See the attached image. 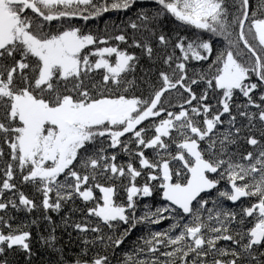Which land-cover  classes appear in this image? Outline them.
I'll use <instances>...</instances> for the list:
<instances>
[{
    "label": "snow or ice",
    "instance_id": "1",
    "mask_svg": "<svg viewBox=\"0 0 264 264\" xmlns=\"http://www.w3.org/2000/svg\"><path fill=\"white\" fill-rule=\"evenodd\" d=\"M0 264H264V0H0Z\"/></svg>",
    "mask_w": 264,
    "mask_h": 264
},
{
    "label": "trees",
    "instance_id": "2",
    "mask_svg": "<svg viewBox=\"0 0 264 264\" xmlns=\"http://www.w3.org/2000/svg\"><path fill=\"white\" fill-rule=\"evenodd\" d=\"M103 25L101 24V27H102Z\"/></svg>",
    "mask_w": 264,
    "mask_h": 264
}]
</instances>
